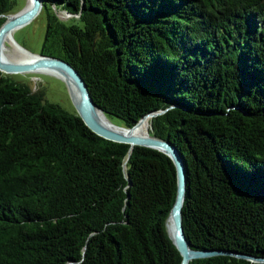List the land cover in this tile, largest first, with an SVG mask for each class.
I'll list each match as a JSON object with an SVG mask.
<instances>
[{"label":"trees","instance_id":"16d2710c","mask_svg":"<svg viewBox=\"0 0 264 264\" xmlns=\"http://www.w3.org/2000/svg\"><path fill=\"white\" fill-rule=\"evenodd\" d=\"M13 5L0 0V25ZM42 12L37 54L69 63L108 120L161 110L139 133L147 120L182 158L190 248L264 257V0H41ZM175 187L164 153L104 139L0 72V264H178Z\"/></svg>","mask_w":264,"mask_h":264},{"label":"water","instance_id":"95a60500","mask_svg":"<svg viewBox=\"0 0 264 264\" xmlns=\"http://www.w3.org/2000/svg\"><path fill=\"white\" fill-rule=\"evenodd\" d=\"M40 8L41 0H25V3L21 9L13 12L12 14H6L4 16L5 19L0 25V49L2 35L30 21L39 12ZM37 55L38 58L29 63H9L1 61L0 59V72L3 74L22 73L40 67H54L62 70L67 74V76L71 78L77 90V98L74 99L71 96L72 106L81 121L90 131L104 139L114 142L126 143L129 145V149H131V147L135 145L145 146L156 149L170 158L174 166L176 187L174 200L166 217L165 228L168 238L171 240L172 244L179 253L180 260L178 264H187L188 261L193 258L210 257L220 254H228L236 257L246 258L251 261L264 262V257H255L225 250H197L190 248L183 234L181 225L180 210L185 191V177L182 158L175 147L167 140L151 135L143 136L133 133L136 123L142 117L153 116L161 112V110L157 112L146 113L131 127H122L114 123L112 124L116 125L121 130L106 127L97 120V111L101 112L103 116L105 115L103 114L101 109L92 101L87 87L78 72L69 63L62 59L42 54ZM168 227L170 228V232Z\"/></svg>","mask_w":264,"mask_h":264},{"label":"rangeland","instance_id":"374dc122","mask_svg":"<svg viewBox=\"0 0 264 264\" xmlns=\"http://www.w3.org/2000/svg\"><path fill=\"white\" fill-rule=\"evenodd\" d=\"M24 3L25 0H14L13 11L9 14L21 9ZM57 14L62 20H66L70 17V15H66L63 11H57ZM44 26V13H40L39 10V12L30 21L13 29L11 34V43L8 44V49L5 52L6 55L15 61L17 60L16 62L18 63H20L21 54L37 55L43 38ZM4 75H9L17 80L27 82L32 91L41 88L44 98L49 102L58 104L61 108L68 112L73 111L74 108L72 106L71 99L72 92L68 85L59 77L36 71L10 73Z\"/></svg>","mask_w":264,"mask_h":264},{"label":"bare ground","instance_id":"6f19581e","mask_svg":"<svg viewBox=\"0 0 264 264\" xmlns=\"http://www.w3.org/2000/svg\"><path fill=\"white\" fill-rule=\"evenodd\" d=\"M12 31L6 32L2 35V40H1V49H0V59L1 61L4 62H9V63H18L16 62L14 59H11L9 56L6 55V50L8 49V44L11 43V34ZM20 48V47H19ZM27 53V52H26ZM29 54V53H28ZM32 55V56H31ZM38 58V55L36 54H30V55H20V63H29V62H33L34 60H36ZM30 71H36V72H41V73H45V74H50V75H54L56 77H59L60 79H62L70 88L71 92H72V97L74 99L77 98V90L76 87L73 83V81L71 80V78L69 76H67V74L65 72H63L62 70L58 69V68H54V67H40L37 69H33ZM96 118L97 120L104 126L112 128V129H116V130H121L119 127H117L116 125L112 124L111 121H109L105 116H103L101 114V112L97 111L96 112ZM147 118H149V116H144L142 117L136 124L135 129H134V134L136 135H148V125H147ZM147 119L145 122V130L143 133H139V126L140 123L144 120ZM169 226V223H168ZM169 232H170V228L168 227Z\"/></svg>","mask_w":264,"mask_h":264},{"label":"built area","instance_id":"2783aa9c","mask_svg":"<svg viewBox=\"0 0 264 264\" xmlns=\"http://www.w3.org/2000/svg\"><path fill=\"white\" fill-rule=\"evenodd\" d=\"M66 15H69V14H67V13H65Z\"/></svg>","mask_w":264,"mask_h":264}]
</instances>
